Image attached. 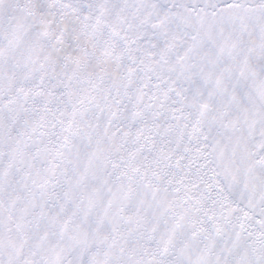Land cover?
<instances>
[{
  "label": "snow or ice",
  "instance_id": "1",
  "mask_svg": "<svg viewBox=\"0 0 264 264\" xmlns=\"http://www.w3.org/2000/svg\"><path fill=\"white\" fill-rule=\"evenodd\" d=\"M0 264H264V0H0Z\"/></svg>",
  "mask_w": 264,
  "mask_h": 264
}]
</instances>
